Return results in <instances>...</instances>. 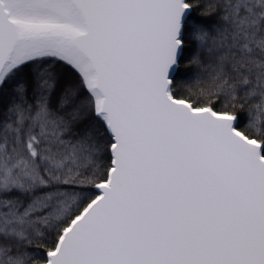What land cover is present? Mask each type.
<instances>
[{
	"label": "snow or ice",
	"instance_id": "1",
	"mask_svg": "<svg viewBox=\"0 0 264 264\" xmlns=\"http://www.w3.org/2000/svg\"><path fill=\"white\" fill-rule=\"evenodd\" d=\"M0 264H264V0H0Z\"/></svg>",
	"mask_w": 264,
	"mask_h": 264
}]
</instances>
